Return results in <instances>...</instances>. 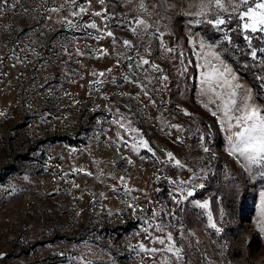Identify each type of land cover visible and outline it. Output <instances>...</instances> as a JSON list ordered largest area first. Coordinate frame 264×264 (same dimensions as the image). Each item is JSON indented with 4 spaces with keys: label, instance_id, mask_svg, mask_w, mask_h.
Masks as SVG:
<instances>
[{
    "label": "rangeland",
    "instance_id": "rangeland-1",
    "mask_svg": "<svg viewBox=\"0 0 264 264\" xmlns=\"http://www.w3.org/2000/svg\"><path fill=\"white\" fill-rule=\"evenodd\" d=\"M208 2L0 3V264H264V161L231 151L227 137L239 129L229 128L220 99L202 92L200 75L206 59L223 62L264 115L254 81L261 69L247 55L238 12L224 31L203 16L190 23ZM222 2L231 13L240 0ZM77 6L86 12L74 18ZM113 13L147 28L117 27ZM93 22L97 29L83 27ZM157 29L174 52L161 48ZM251 35L257 46L262 34ZM13 49L25 63L8 59ZM140 140L152 153L133 148ZM191 200L209 202L221 231ZM169 232L180 259L164 251Z\"/></svg>",
    "mask_w": 264,
    "mask_h": 264
},
{
    "label": "snow or ice",
    "instance_id": "snow-or-ice-1",
    "mask_svg": "<svg viewBox=\"0 0 264 264\" xmlns=\"http://www.w3.org/2000/svg\"><path fill=\"white\" fill-rule=\"evenodd\" d=\"M11 0H0V3L8 4ZM87 2V0H85ZM103 4L104 0H100ZM231 0H229V3ZM215 11L212 13V18H208L205 16V11L208 9L213 8ZM201 11L196 13V19L190 20V23H195L199 25L201 23L200 17H204L203 22L209 25H212L217 29V31H224L221 27L226 23L232 22V17L234 14L238 12V16L236 17L241 23L237 25L241 33L243 34V38L247 43L248 48L250 51L247 53L248 57L254 62L252 65L253 67H259L261 71L256 74V78L259 81L261 95H264V58L258 57V52L260 54H264V0H240L239 4H232V12H228V8L225 7V4L222 0H209L208 3H202L199 5ZM243 9V10H241ZM50 12H57L58 9L53 7L47 9ZM27 11V9L25 10ZM86 9L84 7L77 6V9L71 13V15L75 18L82 13H85ZM227 14V19L225 15ZM95 16H104V19L107 20L108 16L104 15L101 12L94 13ZM112 19L116 21L117 27L127 28L130 31L135 32L137 25H143L144 28H147L144 20L142 19H135V20H128L127 17H116L113 13ZM51 19V17H48ZM65 24L71 25L73 21L65 20ZM83 27L85 29H97V24L95 22L90 24H84ZM261 33L260 37H256L257 39V46H253V39L254 36L251 34ZM156 34L158 38L161 40V48L165 51L174 52L175 49H168L164 46L162 36L163 34L156 30ZM107 36L113 37L114 34L111 30L107 31ZM97 39L99 37H96ZM115 39V38H114ZM225 39H229L227 36ZM230 42V40H229ZM125 46L131 47V43L127 40L123 41ZM77 54L82 55L83 53L77 49ZM182 55V54H181ZM3 58H0V62H2ZM8 59L15 60L19 63L26 62V56L21 57L16 54L15 49H13L12 53L9 55ZM219 56H215V60L219 61ZM221 66H217L215 62H210L209 60H205L204 67L205 71H203L200 75L202 77V84L207 85V89L202 90L212 92L216 95L218 99H220L221 104L219 105L221 109L222 116L224 117L225 121L227 122L229 128H238L239 130L232 133V135L227 137L229 145H231V151L233 153H238L241 157L248 160L250 163H259L264 161V115H261L260 109L249 103L251 99V94L247 90H244L241 93V85L236 81L235 74L232 73L231 69L224 65L223 62H220ZM143 65H149L155 71H161L158 66L154 64H149L148 60H141L138 63V67H142ZM16 65L13 64V67ZM243 67H248L249 65L243 64ZM129 70H131V64L129 65ZM183 74V73H181ZM103 75V73H101ZM167 76L161 75L160 80L162 83L167 82ZM147 94V93H146ZM155 104V101H152ZM3 113H0L2 115ZM187 114V113H185ZM216 115L215 112L212 113ZM120 127H124V124L121 123ZM173 127H177L179 130V126L173 125ZM203 139V137H201ZM143 147L149 153H152V149L148 146V143L144 140L138 141L136 144L133 145L134 149H138L139 147ZM204 152H208L209 149L207 147H203ZM154 155V154H153ZM171 156V153H168ZM144 159V157H141ZM129 164L132 162L129 160ZM175 164L179 167H183L180 161L177 159ZM78 187V185H77ZM178 188L182 190L183 185H178ZM191 187V184H190ZM198 187L203 188L204 185L200 184ZM194 190H190L186 193L187 197L191 198L194 196ZM261 196L264 197V193H261ZM172 200L174 203L180 204L182 203L183 198L177 200L176 194H173ZM194 207L199 209L202 214L206 215L207 221L210 223V227L216 231H221L220 228L217 227V224L213 222V215L209 211V202H200L198 200H191L190 201ZM264 203V201H262ZM131 207V205H129ZM183 210V209H181ZM156 213L153 211L152 216L155 217ZM167 215L171 216L172 219L176 218L175 212L169 210ZM157 230L163 231L164 229L157 224ZM264 231V229H262ZM167 239L169 244L164 249V251L172 254L177 259H180L179 250L174 248V244L172 243V233H167ZM158 242L161 245L165 244V239L157 238ZM141 251L146 253H155L158 250L155 248L149 249L145 248L143 245L139 246Z\"/></svg>",
    "mask_w": 264,
    "mask_h": 264
},
{
    "label": "trees",
    "instance_id": "trees-1",
    "mask_svg": "<svg viewBox=\"0 0 264 264\" xmlns=\"http://www.w3.org/2000/svg\"><path fill=\"white\" fill-rule=\"evenodd\" d=\"M240 54V53H239ZM241 55L243 56V54L241 53ZM241 56V61L244 59V56L242 57ZM241 61H239V60H235V62L238 64V66L241 68V69H243V67L241 66ZM252 62V61H251ZM250 68V67H249ZM253 68V67H252ZM254 70V69H253ZM244 71H246V70H244ZM256 71V70H255ZM254 81H255V83L257 84V86H258V89H259V93L261 92V89H260V84H259V81L257 80V78H256V75L254 76Z\"/></svg>",
    "mask_w": 264,
    "mask_h": 264
}]
</instances>
